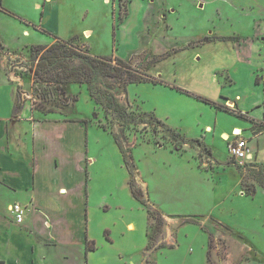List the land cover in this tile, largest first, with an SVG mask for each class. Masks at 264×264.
<instances>
[{"label":"rangeland","instance_id":"obj_1","mask_svg":"<svg viewBox=\"0 0 264 264\" xmlns=\"http://www.w3.org/2000/svg\"><path fill=\"white\" fill-rule=\"evenodd\" d=\"M34 1L2 0L11 14L0 11L7 47L0 44V72L16 86L20 110L60 119L72 107L88 118L87 224L96 249L90 264H264V166L235 161L219 135L209 136L207 145L187 140L201 130L196 121L211 123L212 116L204 102L171 89L217 97L221 86L213 72L227 62L200 60L197 50L182 49L214 27L219 39L238 38L228 33L231 25L240 24L242 13L257 12L258 0H59L60 12L47 14L42 26L50 0L35 8ZM241 20L252 29L250 17ZM78 32L66 40L92 55L122 59L160 85L131 84L97 103L87 85L57 90L36 83L30 46ZM91 88L103 92L98 84ZM216 119L230 123L220 113Z\"/></svg>","mask_w":264,"mask_h":264},{"label":"crops","instance_id":"obj_2","mask_svg":"<svg viewBox=\"0 0 264 264\" xmlns=\"http://www.w3.org/2000/svg\"><path fill=\"white\" fill-rule=\"evenodd\" d=\"M58 2L50 0L44 6L39 18L41 26L47 14L50 16L60 12ZM2 5L0 0L1 12L2 9L6 10ZM33 5L35 8L41 3L36 0ZM256 11L249 10L251 13L237 16L240 24L231 25L233 29L228 33L239 34L238 38L215 39L196 47H187V44L182 49L197 50L195 58L200 60L202 57L227 62V66L213 72L215 82L221 86L217 97L204 98L219 104L227 103L233 113L226 114L200 104L209 110L213 122L196 121V126H200L201 130L194 137H186L179 129L166 122L164 124L187 140H200L206 145L210 144L209 136L219 135L223 141L225 137L226 151L228 141L232 139L231 132L237 128L241 132L238 137L247 141L249 150L244 163L264 166V83L259 79L260 73H264V0H258ZM86 16L84 14L83 19ZM244 16L251 18V30L244 26L241 20ZM210 32L216 38L222 33L217 27ZM210 32L202 33L192 42L209 37ZM78 33L71 37H58L66 40L80 36L81 33ZM85 33L90 36L88 31ZM22 34L28 35V30H23ZM4 43L0 35V44L7 48ZM16 105V86L0 72V262L86 264L87 261L90 264L88 257L96 249L86 252V241L92 240L87 224L90 175L87 161L93 158L87 150L91 125L83 123L88 118L79 116L74 110L71 112L72 107L68 113L60 115V119L52 118L50 114L37 117L36 111L27 106L13 115ZM149 112L157 117L154 110ZM217 113L228 117L230 123H217ZM239 114L248 122L240 121L238 118L243 117H239ZM25 123L29 124V131L23 125ZM136 176L141 180L139 174ZM142 183L147 186L146 182ZM13 204L25 207L21 224L15 222L10 211ZM130 226L128 224V229L132 230ZM241 264L258 263L247 261Z\"/></svg>","mask_w":264,"mask_h":264},{"label":"trees","instance_id":"obj_3","mask_svg":"<svg viewBox=\"0 0 264 264\" xmlns=\"http://www.w3.org/2000/svg\"><path fill=\"white\" fill-rule=\"evenodd\" d=\"M2 11L11 14L5 9H2ZM215 39L222 40L214 37H204L189 44L187 47H196ZM29 51L32 65H34L32 79L36 83L53 84L57 90H61L64 85H87L91 97L97 103L101 102L104 94L108 96V94L116 92L118 88L125 90L131 84L150 83L152 85H160L150 75L139 71L122 59L114 56L92 55L87 48L81 49L78 45L67 40L55 38V42L52 44L30 46ZM94 84H98L103 92L101 90L94 92L91 88ZM171 89L193 96L217 111L228 114L233 113L219 103L199 95H190L179 87L173 86ZM20 109L21 106L16 105L13 109V115H16L17 110ZM238 116L243 117L241 114ZM251 122L257 125L256 122ZM83 123L87 125V121H83ZM118 146L120 145L118 144ZM148 214L150 217L152 216V213L148 212ZM86 250H94L93 243L88 240L86 241ZM0 264L4 263L0 262Z\"/></svg>","mask_w":264,"mask_h":264},{"label":"built area","instance_id":"obj_4","mask_svg":"<svg viewBox=\"0 0 264 264\" xmlns=\"http://www.w3.org/2000/svg\"><path fill=\"white\" fill-rule=\"evenodd\" d=\"M259 79L264 83L263 72L260 73ZM231 136L232 139L229 140L227 144L228 155L238 163L243 164L249 156L247 141L243 138H239V135H234L233 131L231 132ZM10 211L15 219V222L17 224H21L25 216V207L20 204H13Z\"/></svg>","mask_w":264,"mask_h":264},{"label":"bare ground","instance_id":"obj_5","mask_svg":"<svg viewBox=\"0 0 264 264\" xmlns=\"http://www.w3.org/2000/svg\"><path fill=\"white\" fill-rule=\"evenodd\" d=\"M233 131V133H234V135H239L241 132H240V130L239 129H235V131L234 130H232ZM226 140V138L224 137V141Z\"/></svg>","mask_w":264,"mask_h":264}]
</instances>
